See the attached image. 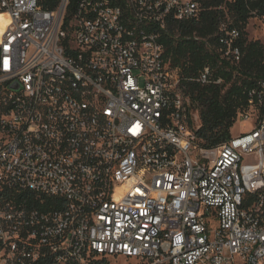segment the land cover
Masks as SVG:
<instances>
[{
    "label": "built area",
    "instance_id": "obj_1",
    "mask_svg": "<svg viewBox=\"0 0 264 264\" xmlns=\"http://www.w3.org/2000/svg\"><path fill=\"white\" fill-rule=\"evenodd\" d=\"M0 15V264H264V78L236 117L252 129L211 160L184 84L224 81L182 77L161 42L200 0H0ZM240 40L220 24V60L239 64Z\"/></svg>",
    "mask_w": 264,
    "mask_h": 264
},
{
    "label": "trees",
    "instance_id": "obj_2",
    "mask_svg": "<svg viewBox=\"0 0 264 264\" xmlns=\"http://www.w3.org/2000/svg\"><path fill=\"white\" fill-rule=\"evenodd\" d=\"M59 1L39 0V5L53 11ZM72 9L73 5L68 7L67 18ZM252 12L263 19L264 0H200L199 20H171L161 37L166 60L179 69L182 77L193 78L209 65L213 75L224 81L222 86L184 84L185 94L198 111L195 113L199 129L195 135L204 150L215 149L230 140L237 114L247 108L248 91L264 78V43L248 41L246 36ZM222 23L241 31V61L237 65L220 60L216 51L217 31Z\"/></svg>",
    "mask_w": 264,
    "mask_h": 264
},
{
    "label": "rangeland",
    "instance_id": "obj_3",
    "mask_svg": "<svg viewBox=\"0 0 264 264\" xmlns=\"http://www.w3.org/2000/svg\"><path fill=\"white\" fill-rule=\"evenodd\" d=\"M6 21L7 20L5 19L4 22ZM0 31H1V25H0ZM246 36L248 41H259L261 43H264V18L251 19L246 27ZM250 129H252L251 122L243 123L241 121H236V123L234 124V126L231 128L230 131L231 138L238 137L241 134L246 133ZM207 155L211 158V160H214L216 158V151L209 150L207 152ZM252 161H253V157H247L244 159V162L246 163V168L248 167V165H251ZM106 264H138V263L134 259L127 260L123 257H117V258L111 257L106 260Z\"/></svg>",
    "mask_w": 264,
    "mask_h": 264
},
{
    "label": "bare ground",
    "instance_id": "obj_4",
    "mask_svg": "<svg viewBox=\"0 0 264 264\" xmlns=\"http://www.w3.org/2000/svg\"><path fill=\"white\" fill-rule=\"evenodd\" d=\"M4 20H5V16L0 15V25H1L0 37H1L2 33H3V31H4V28H5V27L7 26V24H8V22H7V21L4 22ZM4 23H5V24H4Z\"/></svg>",
    "mask_w": 264,
    "mask_h": 264
},
{
    "label": "water",
    "instance_id": "obj_5",
    "mask_svg": "<svg viewBox=\"0 0 264 264\" xmlns=\"http://www.w3.org/2000/svg\"><path fill=\"white\" fill-rule=\"evenodd\" d=\"M193 119H194V121H196V117H195V115H193ZM198 129H199V125L196 124V125H195V132H197Z\"/></svg>",
    "mask_w": 264,
    "mask_h": 264
}]
</instances>
